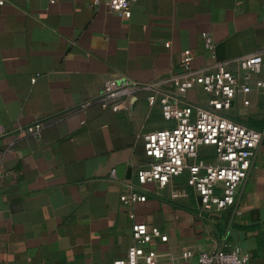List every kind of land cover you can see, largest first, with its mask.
I'll return each instance as SVG.
<instances>
[{
    "label": "crops",
    "instance_id": "crops-1",
    "mask_svg": "<svg viewBox=\"0 0 264 264\" xmlns=\"http://www.w3.org/2000/svg\"><path fill=\"white\" fill-rule=\"evenodd\" d=\"M88 1L0 2V264H113L135 243L134 224L167 235L137 244L155 264H198L221 245L264 264V140L223 211L203 212L185 176L163 188L135 179L150 161L141 135L173 124L158 98L173 99L168 79L184 50L193 68L210 61L207 37L219 60L261 52L264 80V0H137L129 17ZM110 73L151 88L103 108L96 97ZM204 101L195 87L177 103ZM226 114L264 131V88L237 95ZM214 154L199 150L208 166ZM130 184L144 202L120 201Z\"/></svg>",
    "mask_w": 264,
    "mask_h": 264
},
{
    "label": "built area",
    "instance_id": "built-area-1",
    "mask_svg": "<svg viewBox=\"0 0 264 264\" xmlns=\"http://www.w3.org/2000/svg\"><path fill=\"white\" fill-rule=\"evenodd\" d=\"M4 0H0L3 2ZM137 0H89L91 8L103 7L119 17H129ZM210 61L201 68H193L194 55L187 49L181 53L179 72L168 81L173 87V99L158 98L160 111L165 120L173 125L166 129L141 135L145 154L150 158L135 174L138 186L153 183L165 187L174 178L185 176L191 192L201 199V210L206 213L226 210L235 204L240 186L256 168L255 158L264 140V131L229 117V110L239 94L263 89L264 80L258 79L262 69L261 52L242 55L232 60H219L213 55L210 38L205 39ZM140 86L126 77L108 74L96 97L103 108L117 111L125 98ZM195 87L205 95L203 104L177 103ZM119 103H110L112 100ZM153 100V98H151ZM35 131L39 126H35ZM202 147L214 149L215 164L208 166L199 158ZM115 177V172L110 173ZM121 202L138 203L146 200V194L134 184L119 196ZM131 235L134 244L129 246L126 257L113 264H155V252H143L138 243L149 239L165 242L167 235L157 227L134 224ZM191 252L182 253L183 258ZM249 254L224 245L211 252H200L198 264H247Z\"/></svg>",
    "mask_w": 264,
    "mask_h": 264
},
{
    "label": "trees",
    "instance_id": "trees-1",
    "mask_svg": "<svg viewBox=\"0 0 264 264\" xmlns=\"http://www.w3.org/2000/svg\"><path fill=\"white\" fill-rule=\"evenodd\" d=\"M173 125V124H172Z\"/></svg>",
    "mask_w": 264,
    "mask_h": 264
}]
</instances>
